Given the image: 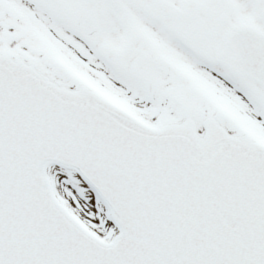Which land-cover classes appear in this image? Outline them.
<instances>
[{
	"label": "snow or ice",
	"instance_id": "obj_1",
	"mask_svg": "<svg viewBox=\"0 0 264 264\" xmlns=\"http://www.w3.org/2000/svg\"><path fill=\"white\" fill-rule=\"evenodd\" d=\"M0 264H264V0H0Z\"/></svg>",
	"mask_w": 264,
	"mask_h": 264
}]
</instances>
